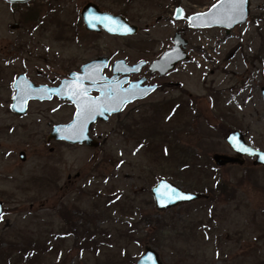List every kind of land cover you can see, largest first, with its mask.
Instances as JSON below:
<instances>
[{"label": "rangeland", "instance_id": "1", "mask_svg": "<svg viewBox=\"0 0 264 264\" xmlns=\"http://www.w3.org/2000/svg\"><path fill=\"white\" fill-rule=\"evenodd\" d=\"M89 1L114 13L127 9L138 32L87 30L81 13ZM215 1L0 0V264L8 257L22 264L20 249L36 253L38 264H137L147 246L164 264H264V167L213 160L216 152L235 154L225 141L234 129L264 149V54L257 58L264 0H251L247 21L229 33L174 18L177 6L191 14ZM177 31L190 57L154 77L161 89L92 125L97 146L50 138L56 124L73 118L66 100H31L21 116L11 109L20 72L55 85L100 56L151 61ZM186 155L199 161L192 170ZM184 175L200 190L176 178ZM162 177L209 197L158 210L151 190ZM221 184L235 192L230 199L211 196ZM74 227L82 229L78 237ZM184 229L194 231V247L177 241Z\"/></svg>", "mask_w": 264, "mask_h": 264}, {"label": "water", "instance_id": "2", "mask_svg": "<svg viewBox=\"0 0 264 264\" xmlns=\"http://www.w3.org/2000/svg\"><path fill=\"white\" fill-rule=\"evenodd\" d=\"M9 1L25 3L30 0ZM250 6L251 0H246L242 14L231 16L229 5L222 3V0H218L206 11L190 15H186L182 7H177L175 18L187 19L189 26L193 28L223 27L229 33L233 28L247 21L250 15ZM81 14L86 29L89 31L101 32L104 29L110 34L121 36L133 35L138 32V26L130 23L124 16L102 11L93 2L85 5ZM124 28L130 31L124 32L122 30ZM188 42L187 38L177 32L174 36L172 47L152 61L150 69L153 72L158 71L164 75L176 68L181 61L190 57L187 51ZM108 61V57L105 56L95 58L83 64L80 71L72 72L68 78L62 79L57 86L37 85L25 74H21L14 82L16 93L13 97L11 108L22 115L27 112L28 103L31 99H51L55 95L62 99H69L76 106L73 119L68 123L56 124L53 127L50 138L66 140L73 144L85 143L90 146H97L99 141L90 135V128L97 120H107L109 115L121 112L130 102L146 97L157 88L156 85L141 87V80L131 82L124 87V84L128 81L127 77L118 83L115 82L120 73L137 72L142 64H145V61H140L130 66L126 64L124 59H119L114 63V77L107 79L103 74V70L107 66ZM106 80L109 82L104 83ZM94 90H97L99 94L96 96L92 95L91 92ZM262 94L264 97V86L262 87ZM225 141L236 152V155L215 153L213 159L217 165L242 164L245 156L255 157V164L264 165V149L250 145L242 131L235 129L229 132L225 137ZM243 149H248V151ZM22 156L24 158L23 153ZM152 194L158 210H166L209 196L207 193L184 189L167 178L158 180L152 187ZM177 195L187 198L177 199ZM0 205H2V201H0ZM0 213H2L1 210ZM137 264H164V262L155 248L147 246L138 258Z\"/></svg>", "mask_w": 264, "mask_h": 264}, {"label": "flooded vegetation", "instance_id": "3", "mask_svg": "<svg viewBox=\"0 0 264 264\" xmlns=\"http://www.w3.org/2000/svg\"><path fill=\"white\" fill-rule=\"evenodd\" d=\"M90 2V1H89ZM89 2H87L85 5H87ZM94 3V2H93ZM95 4H97V3H95ZM84 5V6H85ZM98 5V4H97ZM84 6H83V8H84ZM99 6V8L102 10V11H105V12H109V13H112V14H116V15H122V16H124L125 18H127L129 21H130V19H129V17L126 15V12H127V9H123L122 10V12L121 11H117L116 13H114V12H112V11H109V10H104V9H102L101 8V6L100 5H98ZM178 7V6H177ZM83 8H82V10H83ZM127 8H130L129 6L127 7ZM185 12V11H184ZM185 14H186V12H185ZM82 16V15H81ZM174 18H175V12H174ZM83 19V18H82ZM176 19V18H175ZM84 22V21H83ZM131 22V21H130ZM85 24V23H84ZM192 28V27H191ZM196 29V28H195ZM106 32V31H105ZM177 32H180V31H177ZM177 32H175V34L177 33ZM107 33V32H106ZM181 33V32H180ZM174 34V35H175ZM182 34V33H181ZM116 36H119V35H116ZM128 36H130V35H128ZM122 37H124V36H122ZM105 57H108V59H109V61H108V64H107V66L104 68V70H103V74L106 76V78L107 79H110V78H112V77H114V75H115V72H114V63H115V61H117V60H119V59H124L125 61H126V64L127 65H135V64H137V63H139L140 61H145V64H142V66L139 68V70L137 71V72H131V73H129V74H124V73H120L119 74V76L116 78V80H115V82L116 83H118V82H120L123 78H125V77H127L128 78V81L124 84V87L125 86H127V85H129L131 82H136V81H142L141 83H140V86L141 87H148V86H151V85H156L157 86V88L154 90V91H156V90H158V89H161L163 86H164V83H162V82H157V81H155V80H153L154 79V77H157V76H164V75H161L160 74V72H158V71H156V72H153L151 69H150V64H151V62L154 60H146V59H139V60H136V61H132V60H129V59H126V58H124V57H117L116 59H114V60H112V58H111V56H105ZM83 64H85V63H83ZM82 64V65H83ZM82 65L80 66V68H79V70H73V71H71V72H69V74L67 75V76H65V77H63V78H61V80H60V82H57L55 85H50V86H57V85H59L60 83H61V81H62V79H64V78H68L69 76H70V74L72 73V72H78V71H80L81 70V67H82ZM117 73V72H116ZM170 73V72H169ZM21 74H25L26 76H27V74L26 73H24V72H20L18 75H17V77L14 79V81H13V87H14V82H15V80L19 77V75H21ZM168 74V73H167ZM166 75V74H165ZM28 77V76H27ZM29 78V77H28ZM30 79V78H29ZM31 80V79H30ZM32 81V80H31ZM33 82V81H32ZM109 81L108 80H106V81H104V83H108ZM35 83V82H34ZM103 83V82H102ZM36 84V83H35ZM41 84H46V83H41ZM38 85H40V84H38ZM47 85H49V84H47ZM15 88V87H14ZM153 91V92H154ZM152 92V93H153ZM15 93H16V89H15ZM151 93V94H152ZM91 94L92 95H94V96H96V95H98L99 94V92L97 91V90H94V91H92L91 92ZM56 97H59V96H57V95H55ZM150 96V94L147 96V97H149ZM147 97H145V98H147ZM60 98V97H59ZM145 98H143V99H145ZM52 99V98H51ZM60 99H62V98H60ZM35 100V99H34ZM37 100H40V99H37ZM46 100V99H45ZM63 100H66L68 103H70V104H72V106L75 108V110H76V106H75V104L72 102V101H70L69 99H63ZM138 100H141V99H138ZM31 101V100H30ZM29 101V102H30ZM136 101V100H135ZM29 104V103H28ZM12 109V108H11ZM27 110H28V108H27ZM12 111H14V110H12ZM17 115H19V116H21L20 114H18L16 111H14ZM27 113V112H26ZM25 113V114H26ZM114 114H116V113H114ZM114 114H111V115H114ZM22 115H24V114H22ZM111 115H109V118H110V116ZM108 118V119H109ZM107 119V120H108ZM107 120H101V119H99V120H97L93 125H95L97 122H99V121H107ZM71 121V120H70ZM69 121V122H70ZM68 123V122H67ZM90 135L92 136V137H94L95 138V136H93L92 135V133H91V128H90ZM96 139V138H95ZM57 140H59V139H57ZM64 141H66V140H64ZM66 142H68V141H66ZM68 143H70V142H68ZM70 144H73V143H70ZM76 144H85V143H76ZM22 153L24 154V158H23V156H22ZM19 157H20V159H22V160H26V152L25 151H20V153H19ZM245 160H250V162L254 165V166H263L264 167V165H257V164H255V158H251V157H248V156H245L244 157V159H243V163L245 162ZM242 163V164H243ZM69 178H71L70 176H69ZM217 189H213V192H215ZM0 201H2V205H0V210L2 211V216L5 214V212H6V207H5V203H4V201L3 200H0ZM1 217H0V222H1Z\"/></svg>", "mask_w": 264, "mask_h": 264}, {"label": "trees", "instance_id": "4", "mask_svg": "<svg viewBox=\"0 0 264 264\" xmlns=\"http://www.w3.org/2000/svg\"><path fill=\"white\" fill-rule=\"evenodd\" d=\"M264 54V30H262V45H261V48L259 49V52H258V55H257V58H262V55ZM178 107V106H177ZM175 108V107H174ZM139 127V126H138ZM166 148V147H165ZM164 148V151H165V153H166V150L168 151V148L167 149H165ZM188 151L190 152L191 151V149L190 148H188ZM187 151V153L186 154H188L189 152ZM194 154V153H193ZM186 157H187V159H185L184 160V162H185V164H187V165H185V169H191L192 170V168H193V166H194V164H196L195 162H199V161H196V160H192V162H191V160L190 159H192V158H188V156L186 155ZM194 158L195 159H198L199 160V157L196 155V154H194ZM203 169V167H194V170H195V173H196V175H197V177L199 178V180L202 182V177L203 176H201L200 175V170H202ZM180 182H182V184L183 185H188V186H190V188H192V189H196V190H200L199 188L200 187H194L196 184L195 183H191L190 181H189V178L187 177H185V175L183 176V177H176ZM208 190V192H211L212 193V188H210V187H206ZM218 188H220V190H221V192L219 191L218 193H214V194H212L211 196H213L214 197V199H219V196H221V195H223L224 197H225V199H230L231 198V196L232 195H234V191H231L230 189H227L226 187H224V185H220V187H218ZM148 223L150 224L151 222L150 221H148ZM76 225V223L74 224V223H72V226H75ZM73 231H74V234H75V236H77L78 237V235H80V234H82V229H80L79 227H74L73 228ZM188 232V229H184L180 234H179V236L176 238L177 239V241H180V240H182V241H184L185 242V244L186 245H188V246H191V247H194L195 245H194V243H193V241H195V237H194V231L192 230V234L193 235H186V233ZM89 233V232H88ZM84 234H86V233H84ZM195 235H196V233H195ZM35 249V248H34ZM21 250V252H25V254H24V256L23 257H21V260L23 261V260H25L24 262H22V264H26L28 261H30V264H38V262H39V258H38V256L36 255V253H34V252H31V253H28V251H26V249H20ZM3 259V258H2ZM5 259H6V257H5ZM8 260H5V262L3 263V264H20V263H17L18 262V258L17 259H15V262L13 261V262H10V258L8 257L7 258ZM38 261V262H37ZM0 263H2V262H0Z\"/></svg>", "mask_w": 264, "mask_h": 264}, {"label": "snow or ice", "instance_id": "5", "mask_svg": "<svg viewBox=\"0 0 264 264\" xmlns=\"http://www.w3.org/2000/svg\"><path fill=\"white\" fill-rule=\"evenodd\" d=\"M246 0H222V3H227L229 5V11L231 16H239L243 12V5L245 4ZM230 16V18H231ZM112 30V29H110ZM124 32L130 31L127 28L122 29ZM119 70V69H118ZM87 91V90H85ZM106 110V109H105ZM244 151H248V149H243ZM177 199H185L187 197L183 196H176ZM0 217H2V213H0Z\"/></svg>", "mask_w": 264, "mask_h": 264}]
</instances>
